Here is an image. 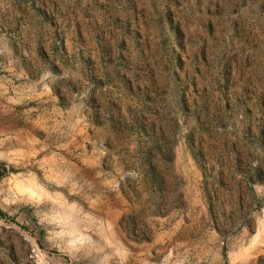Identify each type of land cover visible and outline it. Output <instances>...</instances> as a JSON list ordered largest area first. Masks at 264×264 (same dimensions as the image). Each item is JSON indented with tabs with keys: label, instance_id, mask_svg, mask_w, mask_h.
Instances as JSON below:
<instances>
[{
	"label": "rangeland",
	"instance_id": "obj_1",
	"mask_svg": "<svg viewBox=\"0 0 264 264\" xmlns=\"http://www.w3.org/2000/svg\"><path fill=\"white\" fill-rule=\"evenodd\" d=\"M0 162V264H264V0H0Z\"/></svg>",
	"mask_w": 264,
	"mask_h": 264
},
{
	"label": "built area",
	"instance_id": "obj_2",
	"mask_svg": "<svg viewBox=\"0 0 264 264\" xmlns=\"http://www.w3.org/2000/svg\"><path fill=\"white\" fill-rule=\"evenodd\" d=\"M29 260L30 264H56L51 255L37 244L32 246Z\"/></svg>",
	"mask_w": 264,
	"mask_h": 264
},
{
	"label": "trees",
	"instance_id": "obj_3",
	"mask_svg": "<svg viewBox=\"0 0 264 264\" xmlns=\"http://www.w3.org/2000/svg\"><path fill=\"white\" fill-rule=\"evenodd\" d=\"M11 173L12 170L9 169V167L6 164L0 162V182L6 177H8ZM0 218L2 219L8 218V215L4 213L1 209H0Z\"/></svg>",
	"mask_w": 264,
	"mask_h": 264
},
{
	"label": "bare ground",
	"instance_id": "obj_4",
	"mask_svg": "<svg viewBox=\"0 0 264 264\" xmlns=\"http://www.w3.org/2000/svg\"><path fill=\"white\" fill-rule=\"evenodd\" d=\"M256 241V240H255ZM257 242V241H256ZM257 243H259V242H257Z\"/></svg>",
	"mask_w": 264,
	"mask_h": 264
}]
</instances>
